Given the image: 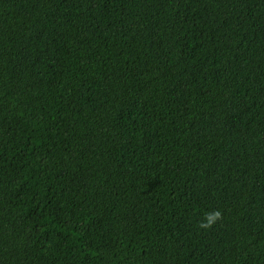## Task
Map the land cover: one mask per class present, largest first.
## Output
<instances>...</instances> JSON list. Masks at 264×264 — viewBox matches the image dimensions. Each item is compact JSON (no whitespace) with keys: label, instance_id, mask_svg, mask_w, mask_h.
I'll return each instance as SVG.
<instances>
[{"label":"trees","instance_id":"trees-1","mask_svg":"<svg viewBox=\"0 0 264 264\" xmlns=\"http://www.w3.org/2000/svg\"><path fill=\"white\" fill-rule=\"evenodd\" d=\"M0 264H264V0H0Z\"/></svg>","mask_w":264,"mask_h":264},{"label":"clouds","instance_id":"clouds-1","mask_svg":"<svg viewBox=\"0 0 264 264\" xmlns=\"http://www.w3.org/2000/svg\"><path fill=\"white\" fill-rule=\"evenodd\" d=\"M219 216H220V212L219 211H214L212 213L206 214V223H203L201 226L202 227L209 226Z\"/></svg>","mask_w":264,"mask_h":264}]
</instances>
